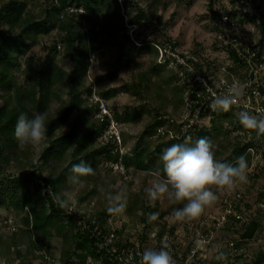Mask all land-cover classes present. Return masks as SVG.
<instances>
[{"label": "rangeland", "instance_id": "obj_1", "mask_svg": "<svg viewBox=\"0 0 264 264\" xmlns=\"http://www.w3.org/2000/svg\"><path fill=\"white\" fill-rule=\"evenodd\" d=\"M165 1H169L168 7L157 8L151 19L152 22H150V19H147L136 25L139 28L132 29L127 27L132 43L140 46L145 42H153L160 44L162 47L169 44L167 40L172 39L179 43V50H182L185 54L189 55L198 51L205 58V61L225 65L228 62L225 59L228 51L225 45V37L227 34H232L236 28H239V25L235 22L225 26L215 25L213 13L208 8V0H161L159 4ZM220 1L227 5L232 2L231 0ZM49 3H51V0H27V8L23 17L29 18L28 16H35L41 21L48 20L47 7ZM127 19L126 17V22ZM58 24L59 21L57 20ZM242 28L244 36L253 34V41L258 39L259 31L255 22L252 21ZM57 38V26L48 34L41 35L38 44L34 45L27 55L22 58L21 70L27 65L29 57L34 59L33 63L40 64L49 54L55 56V62L58 65L70 68L71 62L67 56L66 47L58 43L57 51L52 49ZM112 49L115 52L119 50L116 45ZM115 52L111 53V51L107 50L103 58L92 57L90 59V66L84 84L92 89V94L96 95V99L99 98L101 100L99 102V109L101 111H93L90 121L95 119L102 120V116L105 115L108 116L110 121L105 130L92 137L91 143L93 146L87 150L89 154H92L88 164L93 168L94 174L83 177L82 182L78 185H72L69 182L68 177L70 175L58 179L57 173L59 171L63 170L66 174L70 173L72 164H75L79 160L76 161L73 157V147L60 159V164L55 163L54 160H45V151L48 146L46 138L40 145V151L27 146L12 156L9 162H5L1 157L0 180H8L13 176L25 174L31 175L41 185L39 188L32 187L33 198L36 202H46V192H50L54 198L59 195L61 198H66L69 201H76L73 211L86 210L91 204H93L91 206L96 211L111 207V205L118 207L119 204L117 202L110 204L109 198L115 197L123 190L125 196L129 197L127 203L131 207L126 209L123 206L119 211L124 212L127 216L130 215L128 211H131L135 215L133 218L130 217L132 219L130 220V224H133L131 226L135 227V224H140L141 220L139 217L143 214V211L139 210H143V206L146 207L152 204H158L160 206L159 214L164 213L165 215L162 218H158L160 219L159 221H157L158 219H154L155 221L151 219L150 226H160L162 229H165L172 224L178 225L179 221H176L173 215L172 218L171 216L168 217V215L172 214L174 209L182 207V203L173 204L166 196L151 202L144 192V189L150 186L152 181L157 178L156 172L158 169H161V162L158 161L155 171L151 172L142 171L133 166H124L126 155L136 150L137 142L140 143V149H147V153H150L164 140L158 137L156 132L150 133L149 137L145 136L142 140L140 138L146 126L151 125L155 120L152 115L155 114L154 108L158 105L157 97H149V92L160 91L159 87L162 85L165 87L164 95L170 99L173 97L174 90H176L174 82L172 81L170 85H163L156 79L149 84L148 88H145L144 94L137 93L134 83L139 80V74L142 71H146L154 63L153 55L137 53L130 60L129 64L125 61L118 65L116 64L117 55ZM169 73V69H164V74ZM14 75L19 84H27L28 81L26 82L27 78L24 76V73L15 70ZM237 77H239V74H237ZM111 90L113 91L111 92ZM104 91L108 92L106 97L100 93ZM66 94V90L61 92L63 100H68V95ZM88 102L93 104L95 100L93 99L92 101L90 96L88 97ZM59 104L58 99L52 101L53 108H56ZM167 108L168 114L163 117L171 119V121L178 124L184 114V105L178 104L177 108H175L173 104H170L167 105ZM115 114H119V119L115 117ZM229 118L230 116L225 119L229 120ZM72 120L73 116H70L68 124L64 127V131L68 130V125ZM171 121H169L168 125L165 124L168 128L171 126ZM236 121H233V125L229 123L224 124L222 128L218 127L220 125L219 121L214 124L217 128L214 131L213 138L210 140L214 145L216 159L219 161L226 159L233 153V148L236 145L243 147L245 143L251 145L264 143V138L262 137L264 135L258 136L255 131H247L239 121L238 124ZM109 143L112 146H108ZM105 147L110 150L109 155L106 154ZM94 149H98V153ZM120 157L123 158L120 159ZM40 173L46 178H51L57 190L49 186L44 187L42 180L38 179ZM161 178L165 177L162 175ZM245 188H247L248 196H250L252 202L253 200L264 199L257 197V193L264 189V171L257 176L252 187L246 186ZM221 193L223 194L224 192L221 191ZM217 194L219 198L220 192ZM27 208L30 210V207ZM27 208L24 211H18L12 205L10 208L7 205L0 206V215L7 216L9 213L14 214L16 225L14 231H11L4 225H0V264H40L39 260L45 253L49 256H65L66 254H70L66 253V251L72 249L70 251L72 253L77 250L75 242L72 241L73 233L70 223L65 219L58 218L56 215H52L42 225L39 235L31 231V226H29V229H26L23 217L28 211ZM205 212H210L209 215L212 217L219 215L220 210L217 201L207 207ZM148 215L151 216L150 214ZM224 226L228 227L223 228L222 222L221 226L216 227L218 240L216 245L217 248L221 247L217 252L218 255L214 256V250L206 253V258L210 261V264L251 263L255 260L258 252H264V214H262L261 226L255 238L248 241V257H244L243 255L232 256L230 254L231 250L225 246L227 244V240L225 239L234 240L238 238L239 235L237 233L239 229L231 221ZM129 230L134 229L129 227ZM13 232L15 234L12 235L11 233ZM220 253H223L225 258L219 259Z\"/></svg>", "mask_w": 264, "mask_h": 264}, {"label": "trees", "instance_id": "obj_2", "mask_svg": "<svg viewBox=\"0 0 264 264\" xmlns=\"http://www.w3.org/2000/svg\"><path fill=\"white\" fill-rule=\"evenodd\" d=\"M160 1L58 0L56 3V1L51 0L47 7L48 20L41 21L35 16L23 17L27 8V0H0V100L2 102L0 105V158L2 157L5 162H9L11 157L20 150L14 138V129L20 113H27L29 118H32L36 113L46 112L48 118V131L46 134L48 146L44 159L47 161L54 160L55 163L60 164V159L73 147V157L76 161L79 160L75 164L81 161L88 163L92 157V154L87 152L88 148L93 146L91 143L92 137L105 130L110 121L107 115L102 116V120L90 121L91 113L100 109L98 102H93V104L88 102L92 89L84 84L90 66V59L92 57L103 58L107 50L114 53L115 50L112 49L114 45L119 48L115 52L117 55L116 64L118 65L125 61L129 64L137 53L153 55L154 63L146 71H142L139 74V80L134 83L137 93L144 94L145 88H148L149 84L156 79L163 85H170L172 81L175 85L176 90H174L173 97L170 99L164 95L165 87L162 85L159 87L160 91L149 92V97H157L158 105L154 108L155 114L152 115L155 120L151 125L146 126L140 139L142 140L145 136L149 137L150 133L156 132L159 126L169 124L170 119L163 117L168 114L167 105L173 104L175 108L178 104L185 105V92H187L189 86L186 82L181 81L178 71L169 63L158 62L159 50L155 43L145 42L137 46L132 43L127 29V24H135L140 22L141 19L151 20L157 8L168 7L169 1L159 4ZM231 1L230 6L233 9H229L230 6L221 3L220 0H208V8L213 13L215 25H220L225 16L228 17L229 21L240 16L238 22L240 24L245 22L244 14L239 13L240 11L234 8L235 0ZM69 5L84 10L83 12L78 10L67 11L66 15L61 18V14ZM126 17L128 18L127 22ZM57 20L59 21L58 25ZM56 26L58 38L52 49L57 51L58 43L66 47V53L71 62L70 68L58 65L55 62V56L49 54L40 64L33 63L34 59L29 57L27 65L21 70L22 58L27 55L34 45L38 44L41 35L48 34ZM167 41L172 47H178L179 49L177 41L172 39ZM229 50L231 57L236 58L235 50L231 48ZM180 53L183 56L185 55L181 51ZM164 69H169L170 73L164 74ZM15 70L24 73L27 78L26 82L28 81L27 84L18 83L14 75ZM63 90H66L68 100H63L61 96ZM100 93L104 97L108 95V92L105 91ZM54 99H58L60 103L56 108L52 107ZM70 116H73V120L68 125V130L64 131ZM229 116V120H226L225 118ZM115 117L119 119V114H115ZM217 121L220 122L219 128L227 123L233 125L234 114L229 110H222V115L213 121L210 128H198L196 126L178 139L161 137L164 140L150 153H147V149H140V143L137 142L136 150L126 155L124 166H133L148 172L155 171L158 165L157 162L160 161V154L165 147L173 143L189 142V138L192 143L200 137L212 139L217 128L214 124ZM80 133L82 134L80 135ZM249 145L251 144L245 143L243 147L234 146V152L221 162L234 164L236 158L240 155H244L249 161V156L245 154V150ZM108 146H112V144L109 143ZM104 149L107 152L106 154L109 155L110 150L107 147ZM94 151L98 153V149H94ZM122 158L120 157V159ZM1 168L2 165L0 164V170ZM53 169L55 170L54 166ZM261 172L259 173L261 174ZM71 174V172L66 174L61 170L57 173V178H64ZM38 179L42 180L44 187L49 186L57 190L51 178H46L40 173ZM37 182L31 175L26 174L13 176L8 180L1 179L0 206L7 205L10 208L12 205L18 211H24L25 208L30 207V210L27 208L28 211L23 217V222L26 229L31 226V231L38 235L41 232L42 225L52 215L65 219L72 227V241L75 242V247L83 250L88 249L89 234L81 227L79 217L75 213H69L68 209L61 208L50 192H46V202L41 203L34 200L32 187L39 188L41 186ZM257 197L264 198V189L257 193ZM128 201L129 197L124 196V199L117 202V204L123 203L127 209L131 207L127 203ZM112 207L116 206L111 205V207L95 211L94 215L105 219L106 216L115 212L109 210ZM159 209L158 204L143 206V210H139L143 211L139 218L146 220L148 214H156L155 220L162 218L165 214H159ZM128 212L132 218L135 216L131 211ZM260 226L261 220L259 219L249 225L243 236L251 240ZM15 232L11 234L13 235ZM70 251L72 249L66 251V253H71ZM244 264H264V252H258L253 262Z\"/></svg>", "mask_w": 264, "mask_h": 264}, {"label": "built area", "instance_id": "obj_3", "mask_svg": "<svg viewBox=\"0 0 264 264\" xmlns=\"http://www.w3.org/2000/svg\"><path fill=\"white\" fill-rule=\"evenodd\" d=\"M56 3L58 0H54ZM232 4L229 3L230 6ZM234 8L244 14L245 22L240 24L239 17L229 21L225 16L220 23L225 26L230 23H237L232 34L225 37L227 46V63L225 65L205 61L199 53L181 55L178 47L171 44L162 46L155 44L159 50V63H169L174 67L188 87L184 114L179 123L171 121V126L161 125L157 128L158 137L178 139L183 137L196 126L198 128L212 127L213 121L222 115V110H212L210 104L215 95L226 93L233 85L243 87L244 95L238 98L240 106L247 105L248 109L255 112L256 109H264V0H235ZM229 9H233L232 6ZM80 11L74 5L66 7L61 18L67 11ZM127 24V27L135 29L137 24ZM255 22L258 26V39L253 41V34L244 36L242 27ZM139 28V27H137ZM137 31V30H136ZM132 35V33H131ZM175 41V40H173ZM229 48L235 50L237 57L232 58ZM184 53V52H182ZM239 74V77H237ZM91 99H96L92 94ZM234 114V121L238 124V113L241 107L233 106L229 109ZM247 131H254L249 130ZM264 137V136H262ZM264 141V140H263ZM261 141V142H263ZM245 154L249 156L248 182L238 185L233 191L220 192L217 199L220 214L209 215L203 213L200 218L193 221H179L178 225H171L165 229L160 226H150L149 215L140 224H130V217L124 212L115 211L105 219L95 216L91 205L86 210L69 211L79 217V224L89 234V248L77 249L65 256H49L47 253L40 258V264H139L140 254L146 248L159 249L162 244H167L175 264H210L206 258L208 251L214 250V256L221 247L217 248L216 227L224 226L233 222L238 227L239 237L227 240V246L232 256L243 255L248 257V241L243 236L250 224L261 220L264 214V199L250 200L247 187H252L259 172L264 169V143L249 145ZM173 213V212H172ZM172 218V214L168 217ZM223 219V220H221ZM158 219L157 221H159ZM225 222V223H224ZM0 225H4L11 231L16 229L14 214L7 216L0 215ZM180 226V227H179ZM129 227L134 230H129ZM258 231V230H257ZM256 231V233H257ZM256 233L253 238H255ZM252 238V239H253ZM216 245V247H215ZM216 253V254H215Z\"/></svg>", "mask_w": 264, "mask_h": 264}, {"label": "clouds", "instance_id": "obj_4", "mask_svg": "<svg viewBox=\"0 0 264 264\" xmlns=\"http://www.w3.org/2000/svg\"><path fill=\"white\" fill-rule=\"evenodd\" d=\"M243 95V87L233 85L226 93L215 95L209 106L214 111H228L234 105L241 107L238 113L239 123L245 129L254 130L258 136L264 135V109L253 112L247 105L240 106L237 101ZM47 119L46 112L36 113L32 118L27 113H20L14 129V138L20 149L31 146L36 151L41 150L40 145L46 139L48 131ZM159 159L162 167L156 172L157 178L144 192L151 202L166 196L173 204L182 203L183 206L174 209L172 213L176 221L200 218L205 209L217 201L218 192H230L238 185L248 182L249 164L246 157L238 156L234 164L221 162L216 159L213 143L206 137H200L194 143L190 138L189 142L173 143L162 150ZM71 173L69 182L78 185L83 177L94 174V170L88 163L81 161L72 166ZM162 175L165 178H161ZM124 196L122 190L115 197H110L109 203L122 201ZM56 201L61 208L70 212L75 209L76 201H69L59 195ZM123 206V203H119L118 207L109 210L119 211ZM150 219H156V214H152ZM168 247L165 243L159 249H144L140 254L139 264H175ZM218 258L225 257L220 253Z\"/></svg>", "mask_w": 264, "mask_h": 264}]
</instances>
